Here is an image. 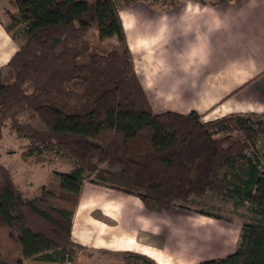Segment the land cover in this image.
Here are the masks:
<instances>
[{"label": "trees", "instance_id": "1", "mask_svg": "<svg viewBox=\"0 0 264 264\" xmlns=\"http://www.w3.org/2000/svg\"><path fill=\"white\" fill-rule=\"evenodd\" d=\"M7 2L0 22L18 48L0 68V135L8 125L25 141L24 158L53 153L70 166L56 172L55 190L41 185L28 197L0 163V264H76L85 246L71 239V222L85 182L136 195L153 212L207 213L197 207L214 192L249 214L232 253L188 264H264V164L256 143L264 114L202 121L194 111L154 113L117 0ZM91 31L99 40L115 37L119 47L96 51ZM25 114L41 127L19 121ZM123 257L126 264H157L145 254Z\"/></svg>", "mask_w": 264, "mask_h": 264}, {"label": "crops", "instance_id": "2", "mask_svg": "<svg viewBox=\"0 0 264 264\" xmlns=\"http://www.w3.org/2000/svg\"><path fill=\"white\" fill-rule=\"evenodd\" d=\"M119 15L154 113L194 111L202 121L264 113V0H136ZM17 48L0 22V68ZM161 213L136 195L85 182L71 222V239L85 246L75 263L126 264L123 253L135 252L188 264L237 245V224H177Z\"/></svg>", "mask_w": 264, "mask_h": 264}, {"label": "rangeland", "instance_id": "3", "mask_svg": "<svg viewBox=\"0 0 264 264\" xmlns=\"http://www.w3.org/2000/svg\"><path fill=\"white\" fill-rule=\"evenodd\" d=\"M206 1L215 2L217 0ZM117 5L118 8L123 7L119 0H117ZM9 7L7 0H0V16L3 20H6L5 10ZM87 37L96 51H108L119 47V43L115 37H107L99 40L96 31H91ZM28 115L29 114H25L21 116L19 121H28L36 127H41L38 120L30 118ZM256 143L261 161L264 164V134H259L257 136ZM24 145L25 141L23 139L18 138L16 134L10 130L8 125L4 126L0 135V163L10 169L15 180L21 185L25 196L31 197L38 195L41 185H45L50 190H55L58 185L56 172L65 171L69 168L70 164L67 159L56 156L53 153L44 154L39 161L33 157L24 158L22 155ZM197 208L206 210V212L208 211L209 213L175 208L162 212L161 214H166L165 216L171 214L174 218V222L177 224L186 222V224L195 226L196 224H201L202 226L206 225L205 222L210 220L229 221L233 225L237 224L240 226L244 220L243 215L249 214L245 211L244 207L234 209L230 202L220 201L214 192H208L201 198ZM210 214H219L222 218H215ZM23 264H40V262L33 259H24ZM42 264L45 263L43 262Z\"/></svg>", "mask_w": 264, "mask_h": 264}]
</instances>
